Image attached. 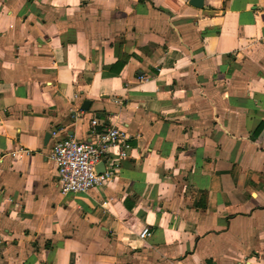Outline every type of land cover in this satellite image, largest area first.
<instances>
[{
    "label": "crops",
    "instance_id": "crops-1",
    "mask_svg": "<svg viewBox=\"0 0 264 264\" xmlns=\"http://www.w3.org/2000/svg\"><path fill=\"white\" fill-rule=\"evenodd\" d=\"M189 2L0 0V264H264V0ZM112 126L62 195L53 134Z\"/></svg>",
    "mask_w": 264,
    "mask_h": 264
},
{
    "label": "built area",
    "instance_id": "built-area-1",
    "mask_svg": "<svg viewBox=\"0 0 264 264\" xmlns=\"http://www.w3.org/2000/svg\"><path fill=\"white\" fill-rule=\"evenodd\" d=\"M53 138L49 159L55 167L62 195L86 194L106 185L116 167L115 161L108 157L113 148L120 147L118 158L126 157L127 147L122 146L125 134L113 126L93 131L92 139L89 141H80L71 137L58 139L55 134ZM101 163L108 164L107 171L97 170ZM149 236L148 228L143 229L139 234L141 240Z\"/></svg>",
    "mask_w": 264,
    "mask_h": 264
},
{
    "label": "water",
    "instance_id": "water-1",
    "mask_svg": "<svg viewBox=\"0 0 264 264\" xmlns=\"http://www.w3.org/2000/svg\"><path fill=\"white\" fill-rule=\"evenodd\" d=\"M189 5L194 8H201L202 0H190ZM49 137V134H46V136L44 137V142H46Z\"/></svg>",
    "mask_w": 264,
    "mask_h": 264
}]
</instances>
